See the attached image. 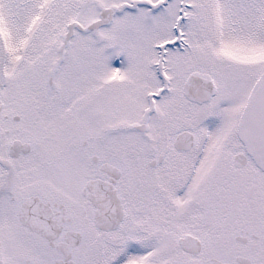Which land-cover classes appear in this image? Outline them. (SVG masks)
Instances as JSON below:
<instances>
[{
    "label": "snow or ice",
    "instance_id": "obj_1",
    "mask_svg": "<svg viewBox=\"0 0 264 264\" xmlns=\"http://www.w3.org/2000/svg\"><path fill=\"white\" fill-rule=\"evenodd\" d=\"M0 264H264V0H0Z\"/></svg>",
    "mask_w": 264,
    "mask_h": 264
}]
</instances>
